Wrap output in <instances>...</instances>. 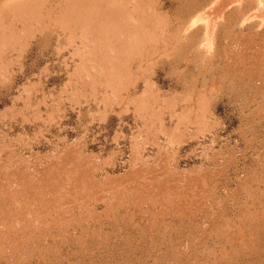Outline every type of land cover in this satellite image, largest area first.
<instances>
[{"label":"rangeland","instance_id":"obj_1","mask_svg":"<svg viewBox=\"0 0 264 264\" xmlns=\"http://www.w3.org/2000/svg\"><path fill=\"white\" fill-rule=\"evenodd\" d=\"M240 4L0 0V264H264Z\"/></svg>","mask_w":264,"mask_h":264},{"label":"bare ground","instance_id":"obj_2","mask_svg":"<svg viewBox=\"0 0 264 264\" xmlns=\"http://www.w3.org/2000/svg\"><path fill=\"white\" fill-rule=\"evenodd\" d=\"M244 1H245V6H243V4H240V11L244 15H247V17H245V16L242 15L241 18H240V20H241L240 22L241 23H243V20L242 19L247 18V19L250 20V18L248 17L250 15V13H251L250 11H252V12L259 11V9L264 6V0H244ZM241 2H243V1H241ZM248 6L251 7V9L248 12H245V10H246V8ZM250 47L251 48L255 47L254 39L251 40Z\"/></svg>","mask_w":264,"mask_h":264}]
</instances>
